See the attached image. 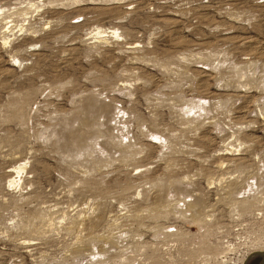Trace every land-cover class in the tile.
<instances>
[{"label": "rangeland", "instance_id": "obj_1", "mask_svg": "<svg viewBox=\"0 0 264 264\" xmlns=\"http://www.w3.org/2000/svg\"><path fill=\"white\" fill-rule=\"evenodd\" d=\"M259 239L264 0H0V264H220Z\"/></svg>", "mask_w": 264, "mask_h": 264}, {"label": "bare ground", "instance_id": "obj_2", "mask_svg": "<svg viewBox=\"0 0 264 264\" xmlns=\"http://www.w3.org/2000/svg\"><path fill=\"white\" fill-rule=\"evenodd\" d=\"M21 29H23V27L21 28ZM118 28L117 27H115V26H112V27H110V28H104V29H101V30H99L97 33L99 34V36H98V38H103V39H106L107 37H117V38H119L120 37V34L118 35L117 33H118ZM12 31V30H11ZM9 40H10V37L9 36H4L3 37V44H7L8 42H9ZM136 43L137 42H134L133 44H132V46H135L136 45ZM239 144L241 145V141L239 142ZM243 144V143H242ZM238 146V145H237ZM235 150H238L237 148L235 149ZM223 153V152H222ZM227 154H234V155H237V154H239L240 155V152H230V153H228L227 152ZM11 167V166H10ZM9 167V168H10ZM26 169V163L25 162H23V163H19L18 165L16 164V165H13V167L11 168V169H8L7 170V177L9 178V184L11 185V186H13V185H15V184H17V183H19V181L22 179L21 177H23L22 176V173L24 172V170ZM14 174H16L15 176H14ZM233 187V186H232ZM228 195V194H227ZM220 200V199H219ZM244 201V200H243ZM261 202V201H260ZM241 203L243 204V206H246L245 205V202L243 203L242 201H241ZM247 203V202H246ZM196 206V205H195ZM252 206V205H251ZM247 208V207H246ZM257 214V213H256ZM258 215V214H257ZM254 225V224H253ZM253 229V228H252ZM252 242H256L254 245H256V246H254V248L253 249H250L249 248V250H247L248 252H246L245 254H244V256H243V260H242V264H243V261L245 260V258L247 257V255L249 254V252H251V251H253V252H257V251H264V241H261V239H259V241H252ZM259 243V244H258ZM261 243H263V244H261ZM230 245V251H228L227 252V255L225 256L224 255V257H222V259L223 260H221V263L220 264H224L223 263V261H225V258H227L228 257V254L229 253H233V252H235V251H233L232 249H233V247H232V245L233 244H229ZM258 245V246H257ZM260 245V246H259ZM216 248V247H215ZM219 248H221V247H219ZM219 250H221V249H219ZM223 251V250H222ZM252 252V253H253ZM246 256V257H245ZM230 264V263H229Z\"/></svg>", "mask_w": 264, "mask_h": 264}, {"label": "built area", "instance_id": "obj_3", "mask_svg": "<svg viewBox=\"0 0 264 264\" xmlns=\"http://www.w3.org/2000/svg\"><path fill=\"white\" fill-rule=\"evenodd\" d=\"M231 242H229L230 244ZM227 244V245H229ZM236 249V248H235ZM248 252L247 250H238L236 249L235 252L233 253H229L228 254V257L225 258V261H223L224 264H242V260H243V256L244 254ZM253 251L249 252V254L247 255V257L245 258V260L243 261V264L244 262L246 261V259L250 256V254L252 253ZM222 257V255H220ZM224 257V256H223ZM216 264H219V262H217L216 260Z\"/></svg>", "mask_w": 264, "mask_h": 264}, {"label": "water", "instance_id": "obj_4", "mask_svg": "<svg viewBox=\"0 0 264 264\" xmlns=\"http://www.w3.org/2000/svg\"><path fill=\"white\" fill-rule=\"evenodd\" d=\"M251 257H259L260 261L258 262V264H264V251H257V252L251 253L250 256L244 262V264H247Z\"/></svg>", "mask_w": 264, "mask_h": 264}]
</instances>
